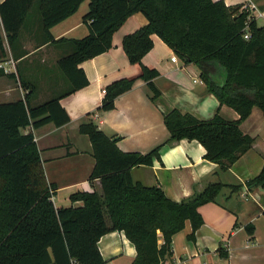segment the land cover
<instances>
[{
    "label": "trees",
    "instance_id": "trees-1",
    "mask_svg": "<svg viewBox=\"0 0 264 264\" xmlns=\"http://www.w3.org/2000/svg\"><path fill=\"white\" fill-rule=\"evenodd\" d=\"M84 0H3L0 3V62L11 56L15 71L0 77H19L24 97L0 103V264H107L98 240L111 231H121L136 254L131 264H162L172 255V236L188 221L194 239L203 224L198 208L214 202L228 188L231 194L242 185L209 182L180 201L169 199L161 187L146 186L132 179L131 169L161 160L163 145L181 139L195 140L205 159L220 169H229L253 144L254 138L240 125L254 107L264 115V25H258L243 4L229 6L223 0H89L83 15L88 33L76 39H54L50 28L74 14ZM141 12L147 23L122 38V49L131 64L140 66L137 77H122L105 88L98 110L114 107L117 96L132 88L137 78L146 82L152 102L160 96L153 78L159 72L142 63L158 35L184 63H193L208 92L237 112L225 119L219 108L209 119L173 108L163 113L169 132L164 143L146 153L123 152L112 138L91 120L79 131L88 136L95 160L89 179H99L100 191H76L71 204L55 206L57 189L46 179L33 130L45 124L62 126L69 116L61 97L88 84L79 64L112 47V36L129 16ZM249 37L244 38L245 31ZM32 34L37 46L66 44L69 50L56 63L67 82L63 93L32 104L37 85L26 82L17 71V60L28 50L22 41ZM10 54V55H9ZM222 67L223 84L215 75ZM251 190L264 187L261 171L245 181ZM75 202H80L74 205ZM264 214V211H263ZM253 226L246 231L253 234ZM218 255L228 252L218 248Z\"/></svg>",
    "mask_w": 264,
    "mask_h": 264
},
{
    "label": "crops",
    "instance_id": "crops-1",
    "mask_svg": "<svg viewBox=\"0 0 264 264\" xmlns=\"http://www.w3.org/2000/svg\"><path fill=\"white\" fill-rule=\"evenodd\" d=\"M223 1L229 6L252 3L255 9L249 11L255 15L256 23L259 19L264 20V0ZM88 7L89 0H84L74 14L52 26L53 38L85 36L88 29L83 15ZM146 23L141 12L132 14L113 34L112 47L108 51L79 64L88 84L60 98L59 103L69 116L66 124L55 126L48 123L32 129L46 179L57 187L53 196L55 206L70 205L69 196L76 191H100L99 179H89L95 160L88 136L79 131L83 122L91 120L105 134L117 138L116 144L123 152L146 153L168 138L163 113L173 108L202 119L211 118L219 108L225 119L238 118L236 111L219 105L217 98L207 91L197 66L181 61L156 34L151 35L153 47L144 55L142 63L158 70L153 83L160 96L152 102L146 82L137 78L132 88L116 97L112 109L98 110L104 97L102 90L107 85L116 79L140 74V66L128 61L122 49V38ZM24 35L22 45L28 53L20 58L23 60L16 61L17 71L19 68L26 82L38 86L31 101L38 104L67 89L66 79L56 63L69 47L48 43L37 46L32 34ZM173 55L177 56L176 61L171 60ZM15 73L16 78L0 77V103L24 97L26 92ZM225 78L224 69L219 67L216 81L223 84ZM43 83L45 93L39 96ZM240 128L254 141L252 147L227 170L205 159V149L200 143L187 139L163 145L161 160L155 159L152 165L131 169L134 181L159 186L174 201L189 197L209 182L242 185L234 194L224 188L216 201L202 204L198 211L203 224L195 231L194 239L188 238L191 226L187 221L185 227L172 236V255L162 264H264V187L249 190L245 185V181L256 176L264 164V134H260L264 131L263 112L254 107ZM78 204L80 202L74 203ZM247 225L254 228L252 236L246 231ZM219 247L228 252L227 258L218 255ZM98 248L107 263L112 264H131L136 254L134 245L121 231L101 236Z\"/></svg>",
    "mask_w": 264,
    "mask_h": 264
},
{
    "label": "built area",
    "instance_id": "built-area-1",
    "mask_svg": "<svg viewBox=\"0 0 264 264\" xmlns=\"http://www.w3.org/2000/svg\"><path fill=\"white\" fill-rule=\"evenodd\" d=\"M242 9H247L249 11L250 9H255V5L252 4V3H244L242 5ZM259 15H260V13H259ZM250 17L255 18V15H250ZM248 37H249V33H248L247 29H246L245 34H244V38L247 39ZM171 60L172 61H176L177 60V56H175V55L171 56ZM0 68L3 69V71L6 72V73L15 71V61L12 58H9V59H7L5 61H1L0 62ZM102 92L105 93V89H103ZM107 264H112V263L108 262Z\"/></svg>",
    "mask_w": 264,
    "mask_h": 264
},
{
    "label": "rangeland",
    "instance_id": "rangeland-1",
    "mask_svg": "<svg viewBox=\"0 0 264 264\" xmlns=\"http://www.w3.org/2000/svg\"><path fill=\"white\" fill-rule=\"evenodd\" d=\"M258 24H259V25H263V24H264V20L259 19ZM43 84H44V83H43ZM43 84H42V87L40 88L39 96H41V94L45 93L46 85H45V84L43 85ZM37 88H38V86H37ZM260 134H261V136H262V135L264 134V131H261Z\"/></svg>",
    "mask_w": 264,
    "mask_h": 264
}]
</instances>
